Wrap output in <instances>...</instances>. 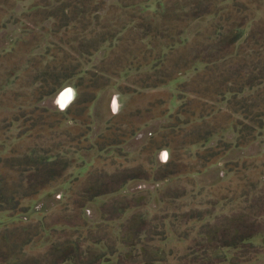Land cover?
<instances>
[{
    "label": "trees",
    "instance_id": "16d2710c",
    "mask_svg": "<svg viewBox=\"0 0 264 264\" xmlns=\"http://www.w3.org/2000/svg\"><path fill=\"white\" fill-rule=\"evenodd\" d=\"M149 2L150 0H118L117 4L107 7L100 0H96L95 5L91 4V0H67L68 7L65 4L60 12L66 14L65 9H70L78 16H83L82 19L84 18L79 22L80 28L77 37L70 39L74 46L71 45L72 50H77L78 55L81 53L82 56H88V61H90L104 45L110 44L109 46L113 48L119 44L121 36L125 32L132 34L143 32L145 36H148L157 30L156 35L150 39L154 42L155 50L160 48L173 51L183 46L188 47L192 53V60L183 67L188 68L195 62L202 63L207 66L208 74L212 72L214 76L212 81H207L206 85L202 87L204 90L201 98L203 109L200 117L194 120L188 119L185 124L197 119L203 120L210 110L214 111L220 107L229 111L231 116L225 119L226 127L210 130L203 137L205 142L215 134L226 132L227 126H232L236 130L238 137L235 145L238 147L248 146L257 140L264 142V32L252 30L249 34L246 33L245 26L253 20V16L250 18L248 14L243 15L239 22L233 18L232 13L225 14L224 12L230 11L226 4L227 0H171L165 4V11L159 17L163 16L162 19L165 21L160 25L155 19L156 15L148 11ZM232 6L235 10L237 9V14H241V10L248 11V8L239 1H235ZM103 12L106 17L110 16L111 18L108 22L106 21L105 27L96 31L94 29L99 27ZM88 14L95 15L96 25L91 30L94 33L89 30L92 22H87L85 18ZM146 14L151 18L146 17ZM207 17L215 18L211 28L209 30L206 28V33H197L193 38V43L190 44L186 38L189 25ZM62 26H69V23L64 22ZM83 29H88L91 35L89 36V32L84 33ZM81 35L83 39L80 40V44L76 39ZM128 41L133 40L128 39ZM62 42L68 44V41L64 42L63 39ZM74 43L80 45H74ZM148 58L152 62H156L159 57L154 58V53H152V55H148ZM128 66L132 68L135 65L129 63ZM81 69H83L81 65H73L70 69L74 71L73 74L65 76L64 79L75 76ZM94 70V74L99 73L100 77L96 75L92 85H89L88 89L93 91L84 94L82 92L78 101L67 111L56 112L57 120L50 124L51 128L55 126L63 128L67 122L73 124L80 120L81 125H86L88 129L85 133L82 132V134L73 137L72 140L75 141L83 140L86 143L90 141L92 128V123L88 122L90 104L97 99L100 91L112 83L103 78V74L110 70L104 61L95 66ZM217 79L218 81H216ZM56 80L46 82V87L45 84L42 85L39 102L55 94L67 82L60 81L59 75ZM80 85L82 84L79 83L76 87L79 88ZM153 86H157V84H153ZM2 87L4 86L2 85ZM36 108L39 109V107ZM42 110L43 113H47V110ZM30 115L22 116L27 118ZM15 121L18 119L13 118L12 122ZM69 135L67 136L69 137ZM127 137L128 135L124 134L118 139L115 138L112 140L113 145L120 146ZM72 140L67 143L56 142L42 150H33V158L28 157L27 160L17 159L7 162V166L16 169L18 173L17 177L13 179V185L9 188L6 187L5 177L3 178L0 174V213L8 214L7 217L11 221L0 233V264H7L10 256L15 253L17 245L12 241L15 231L10 230L9 225L22 222L24 218H27L33 211L36 201L34 197L41 196L54 187L62 189L68 187L70 194L63 205V210L67 214L62 216L61 223L54 225L40 223L44 236L49 235L53 238V235H60L58 240L51 243L52 247L47 254L48 264H110L116 255H118V263L125 264V261L130 260L134 254L138 256V254L136 255L138 251L147 254L150 244L153 243L156 246V253L165 252L158 244L166 245L165 243L170 237L169 229L175 225L174 220L178 216L175 213L173 215L164 213L157 214L158 217L152 219L146 217L141 207L147 204L148 197L135 194L129 196L122 193L130 180L137 178L136 170H117L110 175L105 172L106 169L104 171L92 170L91 167L86 173L79 172L85 163L82 161L80 165H77L72 162L70 153L87 152L94 145L103 151L111 139L105 140L103 144L98 140L96 143L90 144V147L86 144L81 145V142L76 147L72 144L74 142ZM232 147L233 144L222 137L215 147L199 151L194 161L179 165L175 169V174L200 172L219 161ZM239 164L241 163L229 162L224 165V169L227 172H235L239 170ZM102 197H107V200L100 206L99 221L91 225L85 219L84 211ZM259 203H257L258 206L256 205L257 213L253 219H248V215L245 214L247 207L241 208V213L222 216L214 223H200L201 217L195 216L193 219L200 224L198 228L201 231L194 241H196L197 247H206L208 250L195 248V252L191 250L189 256L197 254L198 257H203L204 253H209V250L222 249L227 252L238 251L239 253H236L237 260L241 262V257L248 256L247 259L250 261L253 254L260 255L264 251V206L260 208ZM132 211L135 212L127 217V214ZM193 216L194 213L190 218ZM117 222H122V224L119 228L120 233L115 235L117 239L113 240L109 231L114 229ZM17 235L22 236V234ZM257 237L263 238L260 244L253 242V239ZM178 238L181 241L185 240L184 237ZM28 241L23 242L21 247ZM6 244L9 245L10 250L5 252L2 250ZM118 245L127 248L128 251L120 252ZM224 258L227 260V255ZM147 261L152 263L155 259Z\"/></svg>",
    "mask_w": 264,
    "mask_h": 264
},
{
    "label": "crops",
    "instance_id": "0c3cea01",
    "mask_svg": "<svg viewBox=\"0 0 264 264\" xmlns=\"http://www.w3.org/2000/svg\"><path fill=\"white\" fill-rule=\"evenodd\" d=\"M100 1H103L107 7L118 2V0ZM95 2L96 0H91L92 5H95ZM167 2L169 0H150L148 11L156 15L157 21L164 13ZM65 4L68 7L67 0H11L9 3L0 0V8L7 9L1 13L2 17L0 16V41L3 39L0 48L3 46L2 50L15 49L21 38L35 34L41 38L44 48H48L53 39H66L68 36L76 38L80 28L79 22L84 18L70 9H65L66 14L60 12ZM85 18L87 22H92L89 26L91 31L96 25L95 15L88 14ZM110 18L103 12L99 22L102 25L99 24L100 28L105 27L106 21L108 22ZM202 20H197L192 25ZM64 22H68L69 26L63 27ZM156 32L157 30L148 36L143 32L134 34L125 32L119 44L113 48L109 46L110 44L104 45L90 61L86 62L84 71L78 70L79 72L70 78L61 77L60 81H74L82 72L95 71L97 62L99 64L105 62L113 50L119 48L121 57L117 76L113 72L111 75L109 71L103 74L104 80L115 82L98 93L97 99L90 104L89 109L95 115L96 109L101 107L99 103L101 101L104 108L101 116L105 119L103 130L108 128L109 121L118 118L119 123L116 121L112 123L117 124L115 128L118 129L119 136L128 135L120 146L113 145L112 140L115 139L113 137L103 150V155L108 159L116 160L117 157H123L124 163L121 168L126 171H137V178L130 180L122 193L129 196L146 195L149 201L141 207V210L147 209L150 212L154 207L156 212L152 210V213L168 215L175 213V204H180V201L185 202L182 203L183 208H188L189 201L194 198L202 199L201 205L205 206L203 209L207 211L201 217L200 223L205 224L214 223L222 216L241 213V208L245 209V207H247L245 214L248 215V219L255 218L257 213L255 200L258 198L256 191L264 189V175L256 179L250 170L246 173L245 171L249 169L246 162L256 158V150L261 149L260 147L263 146L261 144L264 142L257 140L248 146L238 147L235 145L238 135L232 126H227L226 132L215 134L205 142L203 137L213 128L226 127L225 117L227 119L231 116L229 111L220 107L214 111L210 110V114L207 113L203 120L197 119L185 124L186 120H194L202 113L201 98L204 91L202 87L207 81H201V78H206L208 69L205 64L196 62L190 64L188 68L183 67L192 60V53L188 47L183 46L173 51L160 48L155 50L154 42L150 39L156 35ZM199 32L201 31L193 32L189 27L186 33L187 40L190 42ZM130 37L137 39L138 47L135 49V54L131 47H123V49L121 47V43L130 42L128 41ZM61 44L60 48L65 49L68 47L72 49L73 46L72 43L67 45L61 42ZM157 51L161 52L155 53ZM152 53L154 58L159 57L156 62L148 58ZM129 63H134L135 66L131 68L128 66ZM116 93L120 94L125 104L119 114H113L111 110L112 97ZM222 137L232 143L233 147L219 161L197 173L175 174V169L179 165L194 161L199 151L215 147ZM163 148H168L172 152V158L167 164H162L159 159ZM97 150L98 147L94 145L90 153L89 151L86 153L94 157L95 154L97 155ZM263 155L264 149L261 150V156ZM229 162L245 163L247 166L245 169L243 166L235 172H227L224 165ZM215 196L217 198L213 199ZM99 200L98 205L93 203L90 205L92 219L98 214L96 218L99 220L100 213L97 210L99 208L100 211V206L107 197ZM150 206L153 207L150 209ZM170 206L174 208L170 210ZM133 212L135 211L129 212L127 217ZM262 241L261 237L253 239L256 244Z\"/></svg>",
    "mask_w": 264,
    "mask_h": 264
},
{
    "label": "rangeland",
    "instance_id": "374dc122",
    "mask_svg": "<svg viewBox=\"0 0 264 264\" xmlns=\"http://www.w3.org/2000/svg\"><path fill=\"white\" fill-rule=\"evenodd\" d=\"M4 1L7 3L11 2V0ZM235 1H239L244 4L248 8V11L245 10L244 12L241 10V14H237V9L235 10V8L232 6ZM226 4L229 6L230 11L224 13H232L233 18L239 22H241L243 15L245 16L248 14L250 18L253 16V20H251V22L245 26L247 34H249L252 30H262L264 32V0H227ZM5 11H7V9L0 8L1 17V13ZM149 15L151 16L150 13ZM149 15L146 14L145 16L150 17ZM113 16L114 14L112 17ZM162 17L159 18V21H157V23L159 22L160 25L165 22ZM213 19L215 18H203L202 22L192 25L196 22L195 21L190 24L189 27L193 32L201 31L206 33V31L211 28L210 26L213 22ZM206 28L207 30H205ZM101 29L102 28L99 26L94 30L99 31ZM85 30L83 29L84 33L89 32L88 29ZM67 35H69V33ZM82 35L80 38L76 39V41H79L80 44V40L83 39ZM67 38L63 39V41H68L67 45H70L72 40H70V38L72 37L68 36ZM129 40H133V43L131 41L129 43L127 41H125L124 44L121 43L122 49L123 47H131L133 51H135L136 47H138L136 38L132 39V37H130ZM2 41L3 39H1L0 45L3 44ZM61 42L62 39H53L49 43L48 48H44L45 46L42 45L41 38L35 34V36L33 35L31 37L21 38L15 49L2 50L3 46L0 48V174L3 178L5 177L4 179L7 183L6 187L8 186V188L13 185V179L17 177L18 173L16 172V169H11L8 167L7 162L17 159L27 160L28 157L33 158V150H42L43 148L52 146L56 142H71L73 137H76L77 134H82V132L85 133V131L88 129L86 125H81L82 123L80 120L76 121L75 123L73 122V124H71V122H67L64 124L63 128L58 126L51 128L50 124L57 120L55 116L56 112H60L54 105L57 92L52 96L42 99L40 102L38 101L41 96L40 92L43 89V84L48 81H57L56 78L58 75L63 79L65 76H70L69 74L74 72L70 70L73 65H81V68H83L84 63L88 62L89 60L88 56H82L81 53L78 55L79 52L77 53V50L74 49V51H72L70 47L67 49L60 48L62 46V44L60 45ZM191 43H193V40L190 41V44ZM80 44L74 43V45ZM119 53V48H115L110 54L109 59L104 62V64L110 67L109 73L111 75L113 72L115 73V76H117V72L120 70L119 59L121 54ZM97 63L99 64V62ZM84 69L85 68H83V71ZM212 74V72L207 74V78H201V81H212L214 79ZM96 75L97 77H100L99 73L94 74V72L92 73L90 71L84 73L82 72L80 76H77L74 79V81H64V83L66 82L65 84H72L74 86L81 83L82 85H80L79 88L84 94L93 91L89 90L88 87L89 85H92V81L95 80ZM216 81H218V79ZM111 82L114 83L115 81ZM2 85L4 87H2ZM99 103L101 107L99 106V109H96L95 115L92 113L91 109H89L90 119L88 122L92 123L90 133L91 142L88 141L86 143L83 140H72L74 141L72 143L74 146H76L79 142H81V145L86 144L89 146L90 144L92 145L96 140H99L103 144L105 140H110L113 137L118 139V129L115 128L117 124L112 123L114 121L119 123L118 118H116L114 121H109L108 128L104 131L103 129L105 119L101 116L104 108L102 107V102L100 101ZM36 107H39V109ZM42 109L47 110V113H43ZM25 114L31 115L27 118H24L22 115ZM13 118L18 119V121L13 123ZM30 119L33 120L31 121ZM65 132L67 133L65 134ZM68 134H70L69 137L67 136ZM256 144H258V142ZM261 145L263 146L260 147V151L256 150V158L249 159V161L246 162L248 163L249 169L246 168L247 170L245 172L247 173L250 170V173L253 174L256 179H259L261 175H264V155L261 156V150L264 149V144ZM90 150L91 149L88 150L89 153ZM258 151L260 154H258ZM232 154H235V152H232ZM252 155H254V153ZM70 157L71 161L77 165H80L82 161L85 163L83 168L79 170L80 173H86L90 166H92V170L96 169L104 171V169H106L105 172L110 175L114 174V171L125 170L124 168L120 167L124 163L123 157H117L116 160L113 158L108 159L103 155V151H101L100 148H98L97 155L95 154L94 157H90V154L87 155L86 151L79 152V154L70 153ZM243 166L245 169L247 164L246 166L245 163L239 164V168L242 169ZM256 193L258 198L255 200V202L256 205L260 202L259 207L261 208L264 206V189L258 190ZM69 194L70 192L68 191V187L64 189L60 187L49 189L43 195L34 197L36 200L34 202V208L27 218H24L22 222H16L15 224L9 225V229L15 231V234L13 235L15 237L12 241H14L17 245L14 251L15 255L13 254L10 256L7 264H48L47 261L49 258L47 254L52 247L51 243L52 241L58 240L60 235H53V238H51L49 235L44 236L40 223L44 222L46 225H54L59 222L61 223L62 216L67 214V212H64L63 210V205L66 203V199ZM216 198V196L213 197V199ZM262 199L263 201H260ZM201 201L202 199L194 198L193 200L189 201L188 208H183L184 206H182V203L185 202L181 201L180 204H175V208L174 206H170V210L174 208L175 215L178 216V218L174 220L175 225L169 229L170 237L167 243H165L166 245L163 246L158 244L165 252L156 253V246L153 243L150 244L148 249L149 252L147 254L140 253V251L137 250L138 253H136V255L138 254V256H135L134 254L130 260L125 261V264H264V251L260 255L253 254L250 258V261L247 259L248 256L241 257V262H238L239 260H237L238 255L236 253H239L238 251H229V253L222 249H216L215 251L209 250V253H204L203 257H198L197 254L196 256L192 254L189 256L191 250L195 252V248L208 250L206 247H197V243L194 241L197 234L201 230L198 228L200 224H198L193 218L197 215L202 217L207 211L203 209L205 206L201 205ZM99 202L100 200L98 199L93 202V205H98ZM152 207L150 206V209ZM154 209L155 208L153 207L150 212H148L147 209H142V211L146 217L152 219L153 217H158L157 213L151 212ZM97 212L100 213L99 208ZM154 212L156 211L154 210ZM91 213V207L89 206L84 211V217L89 222V224L94 225L99 221L96 218L98 214H96V216L94 215L95 219H92ZM192 213H194V216L190 218ZM165 215H167V213H165ZM7 216L8 214L3 212L0 213V233L3 232L5 230L4 227L11 222ZM122 222H117L114 229H110L109 233L111 234L113 240L117 239L115 235L120 233L119 228ZM25 228L27 230H24ZM17 234H22V236L19 237ZM178 237H184L185 240L181 241ZM25 241H28L27 244L21 247V244ZM117 247L122 253H126L128 251L127 248L121 245H118ZM8 249L9 245L6 244L2 251L6 252ZM223 253L227 255V260H225L226 258L224 257L226 255ZM117 257L118 255L113 258L112 263L110 264H119ZM153 258L155 259L154 262L149 263L147 261L149 259L153 260Z\"/></svg>",
    "mask_w": 264,
    "mask_h": 264
},
{
    "label": "clouds",
    "instance_id": "9594fccd",
    "mask_svg": "<svg viewBox=\"0 0 264 264\" xmlns=\"http://www.w3.org/2000/svg\"><path fill=\"white\" fill-rule=\"evenodd\" d=\"M82 92L81 89L71 85L64 84L57 91L54 105L60 112L67 111L73 104H75L80 98ZM125 107L124 102L121 100L120 94L116 93L112 97L111 110L113 114H119V112ZM172 158V152L168 148H163L160 151L159 159L162 164H167Z\"/></svg>",
    "mask_w": 264,
    "mask_h": 264
}]
</instances>
